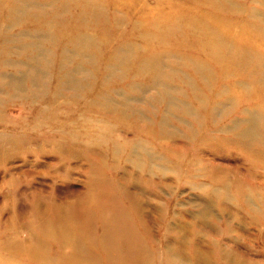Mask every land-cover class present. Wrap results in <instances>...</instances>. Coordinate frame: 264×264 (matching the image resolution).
Listing matches in <instances>:
<instances>
[{
  "label": "rangeland",
  "instance_id": "1",
  "mask_svg": "<svg viewBox=\"0 0 264 264\" xmlns=\"http://www.w3.org/2000/svg\"><path fill=\"white\" fill-rule=\"evenodd\" d=\"M6 1L1 0L0 5L5 6ZM26 3L38 4L41 9L43 7V15L37 9L28 12L14 11L11 16L18 20L17 26L0 23V48L6 52L0 54V158L4 160L0 162V264H41V261H52L45 246H40L41 242L37 238L38 245L33 246L32 250H43L44 256L40 259L36 252L32 251V255L30 252L22 253L24 248L19 242L21 253L18 257L13 256L14 259L10 258L9 244L5 241L19 231L31 233L32 242L34 236H37L35 232L39 231L45 233L46 237L52 232L51 240L57 245L60 227L58 229L56 223L44 224V221L66 219L79 214L82 208L94 205L92 197H83L89 189L84 175L85 167L76 168L73 180L65 181L60 177L63 172L60 169V172L55 173L53 169L44 168L45 164L64 165L60 160L56 161V157L67 159L70 157L68 149L62 148L56 153L53 151L57 149L53 147H43L46 150L36 154L33 150L41 145L37 143L30 144L32 149L28 153L24 147L8 152L9 143L13 145L12 135L16 133L17 142L24 137L38 138L27 137L24 132H32L34 135L37 133L41 135L40 138L49 136L51 142H61L58 140L62 136H85L90 140H98L94 147L105 154L107 143L99 138L110 136L113 124L103 122L104 114H99L98 119L95 113L106 109L112 110L115 120L127 124V132L115 133L142 137L132 144L133 157L128 163L139 167V171H144L137 176V182L145 183L146 201L158 204L165 214L168 206H171L169 214L179 212L176 226H180L182 230L185 228L187 236L196 227L206 231L207 234L203 235L204 242L208 240V246L218 243L222 249L221 257H227L232 264H264V78L254 73L256 66H264V0H220L219 3L216 0H50L46 3L27 0ZM76 5L79 10L75 9ZM4 6H0V15L9 13ZM173 10L178 12L180 22L185 17V20L194 18L201 21L203 18L229 23L223 26V31L232 35L233 40L228 39L224 44L234 48L240 46L241 59H236L240 60L238 64L233 67L228 64L229 57L221 55L219 46L215 49L216 54L208 50L211 47L199 50L201 48L198 46H189L182 40H189L185 34L189 31L181 26L172 30L170 27L164 28L165 25L150 26L147 23L153 19L159 24H163V21L170 23V20L175 19L172 16ZM80 11L82 15H78ZM192 12L201 15L195 17ZM45 15H49L51 20L43 22L48 19ZM188 29L195 37H203V30L194 27ZM218 30L217 26L211 27L207 36L217 35ZM10 31L15 43H7L5 40L10 38ZM62 34L66 39L64 37V42L59 45L57 40ZM85 37L90 38V41L80 47ZM77 43L79 45L74 46ZM20 44L25 45L24 48ZM33 44H44L49 57L39 51L38 55L31 58L35 54ZM86 47L92 48L87 52L93 55L90 62H87L90 58H85L82 52L88 50ZM26 48V56L17 54ZM112 49L117 51L115 59H120L126 52L122 58L128 56V71L121 72L120 64L111 61L108 65L110 71L104 72L103 62ZM8 50L11 52L8 53ZM14 51L17 53H13ZM154 56L157 59L150 61H156L157 69L166 74L165 77L162 76V80L156 81L157 85L153 83L155 73L149 62V58ZM64 57L68 61L58 75L57 62ZM43 61L48 64L42 65ZM134 64L138 69L135 77L132 73ZM17 66L19 67L16 68ZM41 67L43 73L29 72H35L34 69L40 71ZM70 69L73 71H69ZM195 71L201 75L205 86L197 82L199 77H196ZM33 74L38 83L32 84ZM58 77L65 78L64 81L70 85L81 82L87 89L76 95L77 90L68 85L64 88V93L59 91L56 94L54 90L57 88L54 85L59 83L62 88L64 82L56 81ZM149 78L154 88L146 86ZM12 79H15L14 86L11 87L12 91L7 92L6 85L11 84ZM100 79H105V82L98 89ZM179 79L184 82L189 80V85L181 84ZM47 84L50 85L49 88ZM174 85L179 94L173 92ZM101 96L105 99L97 106L83 104L88 97L92 99L90 102H94L99 101ZM169 97L173 100L171 104L164 99ZM67 100L64 107L67 110L61 109L60 112L63 113L57 115V107ZM15 101L23 108L34 106V111L24 118V112L14 104ZM16 120L19 121L11 127V123ZM87 125L94 129L96 127L94 134L91 135ZM112 145L118 147L114 156L118 161L123 154L122 144L115 141ZM124 152L125 157L131 156L129 150ZM111 154H114L113 150ZM184 159L190 160L192 165L191 179L185 186L179 187L175 183L176 190L170 193L168 202V193L163 187L157 192L154 186L146 182L155 179L163 185L164 179L159 181L157 178L160 175L152 172L164 173L169 168L170 171L173 170L171 176L178 178L180 171L177 167L180 165L184 170L186 164L179 163ZM77 161L82 166L86 165L81 158L69 160V163L75 164ZM36 162L41 167H37ZM10 168L13 171L6 172ZM10 176L17 180L13 185L6 183ZM123 189L120 184L115 190L121 202L128 206V201L122 195ZM196 195L207 197L208 215L205 214V217L206 220L209 219L208 216L214 220L213 226H199L198 219L193 217L201 207L199 199L193 198ZM190 200V204L181 205ZM232 215L235 219L229 223L227 218L230 219ZM45 225L46 229L49 227L47 230L44 229ZM59 226L68 227L64 224ZM144 229L146 232L147 229ZM79 233L83 234L81 228ZM19 236L17 233L15 239ZM45 244L51 253L52 242L46 240ZM63 244L73 252V246L67 239ZM162 250L164 254L158 250L159 257L154 259L156 264H168V247L165 245Z\"/></svg>",
  "mask_w": 264,
  "mask_h": 264
},
{
  "label": "crops",
  "instance_id": "2",
  "mask_svg": "<svg viewBox=\"0 0 264 264\" xmlns=\"http://www.w3.org/2000/svg\"><path fill=\"white\" fill-rule=\"evenodd\" d=\"M48 86L50 85L47 84V87ZM67 102L68 100L63 105L57 107V115L63 113L60 112L61 109H64V111L67 110L66 108H64L66 107L65 104ZM14 104L20 107V111L24 112V118L34 111V106L29 108L26 106V108H23L24 106L17 103V101H15ZM10 105L12 104L10 103ZM47 109H50V107H47ZM95 114H97V116H95L97 118L99 114H104L103 122L105 121L107 123L113 124V132L111 133V135L102 136V138H99V140L104 139L105 143H107L105 154L95 149L94 146H96V142L98 140H90V138L87 139L85 136H76L77 138L62 136L58 140L61 142H51V137L49 136L44 135L42 138H40L41 135L37 133L34 135V133L32 132H24L27 137L37 136L38 138L24 137L23 140L17 142V138L15 137L16 133L12 135L11 142H13V145L12 143H9V145L7 146L8 152H11V150L13 149L16 150L17 148L24 147L27 150L26 153H28L30 152L29 150L32 149L30 144L37 143L41 145H39V148L33 150V153L36 154L43 153V151L46 150H44V148L47 147L49 149H51L52 147L55 150L57 149L56 151H53L56 153H58L62 148L68 149L71 154H69L70 157H68L67 159H58V157H56V161L59 162L60 160L61 162L65 163L64 165L60 164L59 166H57L52 164H45L44 168L53 169V172L55 173L60 172L58 171V169H60L61 171H63L60 177L65 181L68 179L73 180V174H75L74 171L76 170V168L80 166L85 167L84 175L86 176V183L89 185V189L87 193L83 195V197H92L94 205L93 207L82 208L79 214L75 216H69L66 219H46L44 221V224L56 223L58 229L60 227L59 224H64L67 225L68 228H73L75 231H77L80 241L79 249H76L72 252V250H70L67 245L63 244V240L59 244L60 248L62 249H59L58 245H56L55 242L46 237L44 232V234H42V232L39 231L35 232V235L37 236H34L32 242H30L31 233H20L18 231L17 233H19L20 235L18 239H15V237L17 236L16 233L13 234L14 236L10 235L9 239L5 241L9 244L8 246L11 254L10 258H13V256L18 257V255L21 253L19 251V243H21L24 248V252L22 253L27 254L33 251V246L36 247L38 245V240L39 242H41L40 246L42 244L45 246V251H47L48 256H50L52 260L48 263H44L41 261V264H56V262L59 264H156V260L154 261V259H156L157 256L159 257L158 250H161L160 252L164 254L162 248L163 246L165 247V245L168 247V264H232L230 259H228L227 257H221L222 249L218 243H214V245L208 246V240L204 242L205 238L203 237V235L205 236L207 234L206 231H202L201 229H199V227H196L190 233V235L187 236L184 231L185 228L182 230L180 226L178 228L176 226V222H179L177 220V215H180L179 212L169 214V212L171 211V206H168V211L165 214V211H163L162 207H160L158 204H152V202L149 203L148 201H146V191L144 187L145 183L137 182V176L143 174L144 171H139V167L131 166L128 163L129 160H131V158L133 157L132 144L135 143L137 138L142 139V137H140V135L115 133L118 131L127 132V124L126 122H122L121 120H115L114 113L110 109L102 110L99 113ZM108 115L110 116V118L107 119ZM18 121L19 120H16L15 122L11 123L10 126L13 127V125ZM147 137L153 140V138L149 136ZM65 138H67L68 140H66ZM115 141H120L122 144L121 151H123V154L122 158L118 161L114 159V156L118 151V147L115 148V145H112ZM124 144H126L125 149ZM112 150L114 151V154H111ZM126 150H129L131 152V156L128 158L124 155V151ZM50 152L52 151L50 150ZM76 158L83 159L86 165L82 166L80 163L78 164V161L75 164L69 163V160H74ZM0 162H4V160L0 158ZM36 163L37 167H41L40 163ZM137 163L138 161L135 162V165ZM179 163H185L186 165L184 166V170L181 169L180 165L177 167L178 171H180L178 172V178H173L171 176V172H173V170L170 171L169 168V170L167 169L166 171H164V173H162L161 171L152 172L153 174L157 176L160 175L162 177L159 178V176L157 178L159 181L164 179L163 185L160 182H157L154 178V181L146 182V184L154 186L157 192L161 191V187H163L168 193V196L166 195V199L168 202L170 201L168 199L170 193H173V191L176 190L175 188L177 186H175V183H177L179 187L181 185L185 186L189 179H191L190 172L192 165H190V160H180ZM6 170L5 171L8 173L10 171H13L12 168ZM140 170H143V168H140ZM95 180L97 181V183L95 182ZM102 180H107L108 182L103 183ZM15 182H17V180H14V178L10 176L7 179L6 183L9 185H13ZM105 184H109V186L112 187L115 186V189L117 187H120V184L122 185V187H124L122 195L128 201V206H125V204L121 202V199L117 197V202L112 206L119 212H114V215L109 212L106 206H103V208L101 205H97V202L95 200L97 190L100 187L105 186ZM156 195L159 196L158 193H156ZM193 198L199 199V202L201 204V207L198 208L200 210H196V214L193 216L194 218L196 217L198 219L197 224L199 226L203 225L206 227L208 226V224L213 226L214 220L211 219L210 216L207 217L209 218L208 220H206L205 217V214L208 215V203L205 200V198L207 199V197L205 196L204 198L203 195H196ZM201 201L203 203H201ZM190 202L191 200L185 201L181 205H187L190 204ZM58 209H61V211H63V209L60 207H58ZM153 217H155V220ZM201 217H203L204 219H202ZM234 219V216L230 219L227 218L229 223L234 221ZM102 222L111 224V227H109V232L105 236H103V228L100 226ZM74 224H76V226ZM126 224L129 226V230L127 229ZM144 227L147 229L146 232ZM80 228L83 234L79 233ZM44 229H46V225ZM155 229H157V232ZM31 230L32 228L30 229V232ZM155 232L159 235L157 236ZM92 233H96L98 237H94ZM181 233H183V235ZM57 239L60 240V237H58ZM46 240H50L52 242L53 247L51 253L48 251L49 249L47 247V244H45ZM104 248L106 249V251L103 250ZM37 251H35L36 254H39L40 256L37 258H42L44 256L42 252L43 250L38 248ZM12 262L14 261H11V263Z\"/></svg>",
  "mask_w": 264,
  "mask_h": 264
},
{
  "label": "bare ground",
  "instance_id": "3",
  "mask_svg": "<svg viewBox=\"0 0 264 264\" xmlns=\"http://www.w3.org/2000/svg\"><path fill=\"white\" fill-rule=\"evenodd\" d=\"M2 1H5V0H2ZM26 1L27 0H7L4 4H5V6L4 5H0V6H4L8 11H9V13H10V11H11V13L9 14H2V15H0V23H2V22H5V23H10V24H12L13 26H17V19L14 17V16H11V14L12 13H14V11H20L21 12V10L24 12H28V11H30V10H33V11H35L34 9H37L38 11H39V13L41 14V16L43 15V7H42V9L40 8V6H38V4H32V5H30V4H27L26 3ZM41 1V3L43 2V3H46L47 1H50V0H40ZM218 3L220 2V0H216ZM0 4H2L1 3V0H0ZM30 5V6H29ZM33 9H32V8ZM1 8V7H0ZM75 9H77V10H79L78 8H77V5H76V8ZM69 10V9H68ZM70 11V10H69ZM22 12V13H23ZM177 11L175 10V12H174V10H173V14H172V16L173 17H175V19L174 20H170L171 22L169 23V21H163L162 23L163 24H159V22H157V20H155V19H153V20H151V21H148L147 23H149V25L151 26V24H154V25H157V26H164V28L165 27H170V28H172V30H174V29H176L175 27H179V26H181L185 31H189V32H186L185 34H186V36H187V39H189V40H184V39H182L183 41H185V42H187L188 44H189V46H191L192 45V47L193 48H195V47H199V48H201V49H199V50H206V49H208V47H211L210 49H208V50H211V51H214L215 52V49L217 50V48L216 47H218L219 46V48H220V51H221V55L223 54H226V57H229L228 58V61H227V63L228 64H230L232 67H233V65L234 64H238L237 62L238 61H240V60H238V61H236V59L237 58H239V59H241V57H239V55H241V53H239L240 51H239V49H240V46L239 47H236V48H234L233 46L232 47H227V45H225L224 44V42H226V40H233V36L232 35H230V34H228V33H225V31H223V26H225V25H228L229 23H226L225 21H220V23L219 22H217V21H215L214 19H206V20H203V18H202V20L201 21H196L194 18H190V19H186L185 20V17L182 19V22H180V21H178V19L179 18H177L178 16H177ZM61 14V13H60ZM82 15V12L80 11V13H78V15ZM193 16H195V17H199V15H201V14H199V13H196V12H192L191 13ZM30 15H37V14H30ZM211 15V14H210ZM216 15V14H215ZM45 17H47L48 19H44L43 20V22L45 21V22H48V21H50L51 20V17L48 15H45ZM75 17H76V14H74L73 15V19H75ZM61 18H62V16H61ZM90 21V20H89ZM29 22H32L31 20H29ZM57 23V22H56ZM167 23H169V24H167ZM242 24L241 25H244V22H241ZM231 25H233V24H230V26ZM215 26H217L218 28H219V33L217 34V35H215V36H207L208 35V31H209V29L211 28V27H215ZM192 27H194V28H197V29H200V30H203L204 31V33H203V37L202 38H197V37H195L194 36V34L188 29V28H192ZM28 30V29H27ZM38 31V30H37ZM169 31H170V29H169ZM171 33V32H170ZM9 36H10V38H5V40H6V42L7 43H15V41L16 40H13V39H11V37L12 36H14L13 35V33L10 31L9 32ZM36 34H37V36H38V33L36 32ZM19 36V35H18ZM31 37V36H30ZM29 37V38H30ZM40 37V36H39ZM65 36H64V34H62L60 37H59V39L57 40V43L60 45V44H62L63 42H64V38ZM69 37V36H68ZM165 37H166V35H165ZM200 37H201V35H200ZM263 37V36H262ZM70 38V37H69ZM146 38V37H145ZM65 39H66V37H65ZM76 39V38H75ZM92 39V38H91ZM42 40V39H41ZM71 40V39H70ZM69 40V41H70ZM78 40V39H77ZM88 40L90 41V38H87V37H85L82 41H81V44H80V47L82 46H85L86 44H87V42H88ZM76 41V40H75ZM126 41V40H125ZM124 41V42H125ZM165 41V40H164ZM204 41H208V42H204ZM212 42L211 44L209 43V42ZM62 42V43H61ZM73 42V41H72ZM91 42H92V40H91ZM184 42V43H185ZM255 42V41H254ZM79 43V42H78ZM75 44L74 46H76V45H79V44ZM94 43H96V42H94ZM161 43V42H160ZM159 43V44H160ZM108 44V43H107ZM44 44H38V45H36V44H33V47H35V50H34V52H35V54H32V56H31V58H33L34 56H36V55H38L37 53H39V51L40 52H42V54L43 55H46V57H49V54H47V50L45 51L44 50V46H43ZM51 45V44H50ZM133 45H134V43H133ZM8 46V45H7ZM13 46H15V45H13ZM20 46H21V48H24V46L25 45H23V44H20ZM26 47H27V45H26ZM41 47V48H40ZM4 48L6 49V46H4ZM133 48V47H132ZM192 48V49H193ZM219 48H218V50H219ZM40 49H42V50H40ZM85 49V48H84ZM86 49H88L86 52L85 51H82L83 52V55L85 56V58H90L87 62H90L91 61V58L93 57V55H89V54H87V52L88 51H90L92 48L91 47H86ZM116 49V48H115ZM115 49H112V51L110 52V54L108 55V57H107V59H105L104 60V62H103V66H102V68H103V70H105L104 72L106 73L107 71H110V69H109V67H108V65H109V63L111 62V61H114L115 63L117 62L118 64H120L119 65V70L121 71V72H126V71H128L130 68H129V62H127V57L128 56H126V57H124V58H122L123 57V55L126 53V52H124V54L122 55V57L120 58V59H115L114 57H115V55H116V52L117 51H114ZM136 49V48H135ZM139 49V48H138ZM175 51V50H174ZM3 52H5L3 49H1L0 48V54H2ZM11 51L10 50H8V53H10ZM109 52V51H108ZM217 52H219V51H217ZM238 52V53H237ZM13 53H17L16 51H14ZM92 53V52H91ZM5 54H6V52H5ZM18 55H21V56H26V54H28L27 53V48L25 49V50H23L22 51V53H17ZM68 54V53H67ZM206 54V53H205ZM214 54H216V52L214 53ZM61 55V54H60ZM82 55V56H83ZM127 55V54H126ZM151 55V54H150ZM210 55V54H209ZM219 55H220V53H219ZM246 54H244V56H245ZM70 56V55H69ZM152 57H153V55H151ZM263 56V55H262ZM71 57V56H70ZM220 57V56H219ZM222 57V56H221ZM249 57V56H248ZM251 57V56H250ZM133 58V57H132ZM190 58V57H189ZM223 58V57H222ZM155 59H157V56H154V58H149V62H150V66H152V71L155 73V75H154V77H153V83L154 84H156L157 85V82L156 81H158V80H162V76H166V74H165V72H162V71H160L159 69H157V64L158 63H155L154 61V63L153 62H151L150 60H155ZM243 59V58H242ZM83 60V59H82ZM131 60V59H130ZM190 60V59H189ZM223 60V59H222ZM66 61H68V60H66L65 59V57L62 59V60H60V61H58L57 63H58V68H56V70H57V72H58V75H59V73H60V71L62 70V69H64L65 67V64H66ZM176 61H178V60H176ZM246 61V60H245ZM244 61V62H245ZM13 62V61H12ZM25 65L27 64L26 63V61L24 60V62H23ZM133 63V62H132ZM145 63V62H144ZM187 63H189V64H191L190 62H187ZM11 65H12V63H10ZM22 64V63H21ZM43 64H48L47 62H44L43 61V63H42V65ZM194 65V64H193ZM159 66V65H158ZM19 66H17L16 68H18ZM160 67V66H159ZM176 67H178V66H176ZM174 68V67H173ZM193 68H196V66H194ZM145 69V68H144ZM171 69V68H170ZM23 70L25 71L26 70V67L24 66V68H23ZM35 70V72L34 71H29V72H31V73H43V69H42V67L40 68V71L39 70H36V69H34ZM39 71V72H38ZM42 71V72H41ZM69 71H73V69H70ZM81 71V70H80ZM137 71H138V69H137V66H136V64H134V66H133V71H132V73H133V76L135 77L136 76V73H137ZM145 72V71H144ZM251 72V71H250ZM108 73V72H107ZM195 73H196V77H199L198 78V81L197 82H199L200 84H203L204 85V82H203V78L201 77V75L200 74H198L197 73V71H195ZM254 73H255V75L256 74H260L261 75V77L262 78H264V66H261V68H259V67H255L254 68ZM175 74V73H174ZM198 74V75H197ZM32 76H34V77H32L33 78V82H32V84H35V83H38V81H37V77H35V74H33ZM245 76V75H244ZM179 77V76H178ZM189 78V77H188ZM207 78V77H206ZM173 79V78H172ZM65 80V78H63V77H58V78H56V81H64ZM244 80V79H243ZM179 81H180V83L181 84H188L189 85V80L187 81V82H184L182 79H179ZM11 84L9 85H6V87H7V89H6V91L7 92H9V91H12L11 89V87H12V85L14 86V83H15V79H12L11 80ZM104 82H105V79H100L99 80V83H98V89H101L102 87L101 86H103V84H104ZM161 83V82H160ZM166 83V82H165ZM31 84V85H32ZM73 85H70L69 83H67V82H63V84H62V88L61 87H59L60 85H59V83L57 84L56 83V85H54V87L55 88H57L56 90H54L55 92H56V94L59 92V91H61L62 93H64L63 91H64V88H66V87H68V85L71 87V88H74L75 90H77V92H76V95H77V93L79 94V92L80 91H82L83 89H87L86 88V86H85V84H82L81 82H76V83H72ZM166 85V84H165ZM33 87H34V85H32ZM146 86H148V88H154L153 87V85H152V80H151V78H149L147 81H146ZM205 86V85H204ZM91 87V86H90ZM90 87H88V89L90 88ZM132 87V86H131ZM41 88V87H40ZM59 88V89H58ZM170 88V87H169ZM176 88V86L174 85L173 86V92H175V93H177V94H179L178 93V90L177 89H175ZM198 88V87H197ZM199 89V88H198ZM232 89V88H231ZM191 91H192V87H191ZM195 93V91L193 92V94ZM171 97V96H170ZM170 97L169 98H164L165 100H167V102H168V100L170 101V104H171V102H173V100H172V98H171V100H170ZM172 97H174L175 98V96H173L172 95ZM103 99H105V97L104 96H101V99L99 100V101H92V102H90L92 99L90 98V97H88L84 102L85 103H83L84 105H87L88 104V106L90 105V106H93V105H98ZM107 99V98H106ZM193 99H196V97L195 96H193ZM95 103V104H94ZM176 107V106H175ZM177 108V107H176ZM121 118V117H120ZM161 121H163V120H161ZM86 127V126H85ZM84 128V127H83ZM87 128H88V130L90 131V133H91V135L92 134H94L95 133V130H96V127H95V129L94 128H92L91 127V125H87ZM101 128V127H100ZM86 129V128H85ZM228 129V128H227ZM223 130H224V128H223ZM110 131V130H109ZM106 132V131H105ZM226 132V131H225ZM110 133V132H109ZM108 134V133H107ZM101 135V134H100ZM111 135V134H110ZM94 136V135H93ZM97 172H98V170H97ZM102 182L103 183H106V182H108L107 180H105V181H103L102 180ZM111 182V181H110ZM109 182V183H110ZM97 183V182H96ZM102 183V184H103ZM108 185V186H107ZM117 197H119L118 196V194H117V191L115 190V186H109V184H105V186H103V187H100L98 190H97V194L95 195V200H96V202H97V205H101L102 207L103 206H106L107 208H108V210H109V212L112 214V215H114V212H117L118 210L116 209V208H114L112 205L113 204H115L116 202H117ZM104 208V207H103ZM119 212V211H118ZM112 218V217H111ZM76 223H77V221H76ZM46 224V223H45ZM52 224V223H51ZM49 224H47V226H48ZM53 225V224H52ZM75 226H76V224H74ZM127 225V224H126ZM50 226V225H49ZM100 226L103 228V230H102V234H103V236H105L108 232H109V227H111V224L110 223H106V222H102L101 224H100ZM45 227V226H44ZM52 227H54V226H52ZM89 227H90V225H89ZM49 228V227H48ZM47 228V229H48ZM46 229V230H47ZM51 229V228H50ZM49 229V230H50ZM127 229L129 230V226L127 225ZM46 230H45V232H46ZM54 230H55V228H54ZM51 231V230H50ZM58 232V231H57ZM47 233V232H46ZM59 233V232H58ZM93 234V236L94 237H98V235L96 234V233H92ZM46 235V234H45ZM53 235H54V233H53ZM47 237L49 238V239H52V232L50 233H48V235H47ZM58 237V236H57ZM60 240L58 241V243H57V245H58V247H60L59 246V244H60V242L63 240V242H64V240H68L70 243H71V245L73 246V251H75L76 249H79V237H78V234H77V231H75L73 228H68V227H63V226H60ZM32 238V237H31ZM44 248V247H43ZM104 251H106V249L104 248L103 249ZM34 252V251H33ZM29 254H31V252L29 253ZM32 255V254H31ZM47 259V258H46Z\"/></svg>",
  "mask_w": 264,
  "mask_h": 264
}]
</instances>
